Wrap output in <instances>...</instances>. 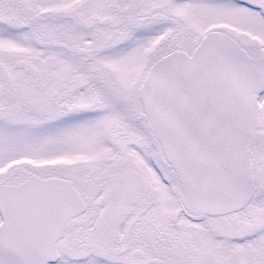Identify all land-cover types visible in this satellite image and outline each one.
Segmentation results:
<instances>
[{
  "label": "snow or ice",
  "instance_id": "snow-or-ice-1",
  "mask_svg": "<svg viewBox=\"0 0 264 264\" xmlns=\"http://www.w3.org/2000/svg\"><path fill=\"white\" fill-rule=\"evenodd\" d=\"M0 264H264V0H0Z\"/></svg>",
  "mask_w": 264,
  "mask_h": 264
}]
</instances>
